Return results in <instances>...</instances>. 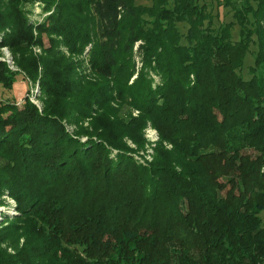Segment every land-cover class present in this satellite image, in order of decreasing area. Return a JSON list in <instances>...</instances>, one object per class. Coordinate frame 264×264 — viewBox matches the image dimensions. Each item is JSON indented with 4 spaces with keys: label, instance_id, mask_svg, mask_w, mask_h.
Here are the masks:
<instances>
[{
    "label": "trees",
    "instance_id": "16d2710c",
    "mask_svg": "<svg viewBox=\"0 0 264 264\" xmlns=\"http://www.w3.org/2000/svg\"><path fill=\"white\" fill-rule=\"evenodd\" d=\"M35 1L0 0V89L44 93L0 99V192L39 228L0 264H264V0ZM147 123L172 148L143 164Z\"/></svg>",
    "mask_w": 264,
    "mask_h": 264
},
{
    "label": "rangeland",
    "instance_id": "374dc122",
    "mask_svg": "<svg viewBox=\"0 0 264 264\" xmlns=\"http://www.w3.org/2000/svg\"><path fill=\"white\" fill-rule=\"evenodd\" d=\"M209 1V0H207ZM137 5H149L147 0H136ZM215 6V1H213ZM28 9H31V13L28 12V17L32 22H42L45 19L46 15L50 12L44 11V5L41 1H35L33 4L27 6ZM225 12V14H224ZM215 13V10H214ZM223 16V20H229L231 18V14L227 12L226 9H220V16ZM222 19V17H220ZM179 28L182 29V26L179 25ZM235 33V31H234ZM36 35V32L34 31ZM43 46L46 47L49 45V39L43 35L42 36ZM63 49V48H62ZM86 50L83 55H69L67 50H64V54L69 59L68 61L72 62V73L74 77L80 75H89V71L87 68V56ZM32 52L34 55H40L42 53V48L38 46L32 47ZM0 61L6 62L9 69L13 72H19L20 70L14 63V59L12 57L11 52L7 47L0 48ZM245 62H247V57ZM244 75H249L247 71L242 72ZM135 76L131 77V82ZM0 99L2 100H19L23 99V97L29 95L28 97L32 102H34L38 107L41 106L40 98L44 97V93L41 91L39 86V81L36 80L34 84H31L25 77L24 79L21 76L17 77V82L13 84L12 90L6 91L0 89ZM112 108L115 110V114L119 119L127 120L129 116L135 117L138 114L137 110L130 109L126 105L117 106V104H111ZM100 111H98V114ZM94 115V114H93ZM95 118H98L96 116ZM100 120V119H99ZM89 120H84L82 123L77 125H66L68 130L71 132L74 127H82L88 128ZM142 143L136 144L127 138H124L125 145L130 149L127 151V155L132 156L137 161L148 164L152 162L156 156L158 155L156 151V147L158 144H161L165 150H170L172 145L166 142H161L158 131L152 127L149 123L145 125V127L141 130ZM115 154L116 151H113ZM259 217L261 219V223L264 226V210L259 213ZM37 222L34 219H29L28 216H25L21 213L17 206L16 199L11 196L7 189H3L0 192V252L4 254L6 257H11L12 260H16L15 254L24 246L25 243H28V240L31 238L29 234H31L35 229H39L37 227ZM64 251L68 253L65 254L68 260H71L74 255L71 253V249L67 250L64 244L61 245ZM61 254V252L59 253ZM63 262V261H61Z\"/></svg>",
    "mask_w": 264,
    "mask_h": 264
}]
</instances>
